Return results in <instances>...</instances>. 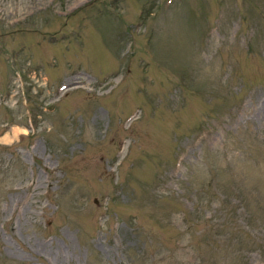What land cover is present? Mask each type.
<instances>
[{"label":"rangeland","instance_id":"obj_1","mask_svg":"<svg viewBox=\"0 0 264 264\" xmlns=\"http://www.w3.org/2000/svg\"><path fill=\"white\" fill-rule=\"evenodd\" d=\"M0 264H264V0H0Z\"/></svg>","mask_w":264,"mask_h":264}]
</instances>
